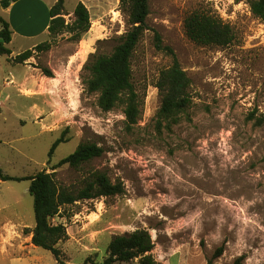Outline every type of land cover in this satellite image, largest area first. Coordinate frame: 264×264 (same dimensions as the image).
<instances>
[{"label":"rangeland","instance_id":"obj_1","mask_svg":"<svg viewBox=\"0 0 264 264\" xmlns=\"http://www.w3.org/2000/svg\"><path fill=\"white\" fill-rule=\"evenodd\" d=\"M84 1L92 23L81 40L69 32L15 33L7 44L13 53L0 54L3 171L29 176L50 170V148L66 131L69 140L57 146L53 163L84 142L98 143L104 152L79 168L66 164L57 169L61 183L79 187L92 172L101 171L124 185L122 194L79 200L53 219L64 222L71 234L59 243L64 264L102 262L115 234L152 226L162 229L161 243L169 241V230L176 244H200L212 264H231L240 255L242 264H264V21L248 0H150L151 29L132 57L143 112L139 123L128 128L123 108L102 110L98 95L83 80L90 53L99 45L110 52L129 27L127 17L121 0ZM77 2L65 0L66 9ZM195 10L230 23L233 41L216 46L190 39L184 21ZM4 11L0 14L7 20ZM32 11L19 18L36 14ZM65 17L71 21L72 16ZM153 29L191 78L190 119L184 116L170 130L156 121L161 104L156 81L172 56L155 47ZM43 41H50V49L34 46L32 57L17 61L18 53ZM29 185V179H0V264H62L50 250L32 247L31 235L24 232L35 224ZM140 216H150L143 220L146 225ZM180 219L181 227L175 225ZM11 242L20 244L19 249L11 256L2 253V246ZM221 246L222 254L215 256ZM88 257L91 262L85 263Z\"/></svg>","mask_w":264,"mask_h":264},{"label":"trees","instance_id":"obj_2","mask_svg":"<svg viewBox=\"0 0 264 264\" xmlns=\"http://www.w3.org/2000/svg\"><path fill=\"white\" fill-rule=\"evenodd\" d=\"M16 0H0V7H8ZM251 11L264 21V0H248ZM121 9L127 17L128 29L117 37V43L110 52H105L99 45L91 52L83 66L86 72L83 80L86 89L98 95V105L104 111H111L122 107L128 128L137 125L142 117L143 96L133 82L132 57L143 38L146 30L151 29L148 24L150 14V0H121ZM72 16L71 21L66 15ZM51 21L48 33L57 36L63 32L71 33L77 40L91 28V14L87 5L80 1L73 12L65 7V0H56L50 9ZM186 34L193 41L203 45L226 46L234 37V30L230 23L221 17L207 11L195 10L189 13L184 21ZM154 30V45L158 50H164L172 56L170 66L162 69L156 81V87L161 96V104L156 112L158 126L172 129L174 124L184 116L188 119V109L192 104L190 92L191 78L170 45L163 42L162 35ZM12 38L9 22L0 14V54L10 55L12 50L8 43ZM37 50H48L50 41H43L36 46ZM34 48L26 49L16 55L18 62H24L33 56ZM43 73L53 76L52 70L43 68ZM264 122V114L260 123ZM66 131L52 144L47 163L48 170L43 168L29 176H14L7 174L0 167L2 180L29 179V191L34 198L35 224L25 227L24 232L32 235L34 245L50 250L59 263L64 264L62 249L59 243L69 237L64 222H54L56 216L61 215L64 206L74 204L79 200L93 199L100 196L122 194L124 185L112 182L105 172L94 171L84 181L82 186L69 187L57 179V169L69 164L79 168L83 163L100 156L104 148L95 142L80 143L70 154L53 163L52 156L57 146L67 141ZM155 242L148 228L138 227L131 232L115 234L107 246V255L102 262L93 264H116L117 262H132L136 264H159L152 254ZM223 246L215 251L220 256ZM243 255L234 259L231 264H242ZM91 262L88 257L85 263ZM212 264V260H208Z\"/></svg>","mask_w":264,"mask_h":264},{"label":"crops","instance_id":"obj_3","mask_svg":"<svg viewBox=\"0 0 264 264\" xmlns=\"http://www.w3.org/2000/svg\"><path fill=\"white\" fill-rule=\"evenodd\" d=\"M77 1L78 2L83 1L85 3L84 0H77ZM55 2L56 0H51V1L16 0L13 1L6 8L0 7V13H2L3 10H5L4 12L8 13L9 15L7 21L9 22L12 30V38H13V34L15 33L22 35L23 37H35L40 34L48 33V27L51 21L50 9ZM78 2L76 3V5L78 4ZM28 4H32V7H30ZM75 7L72 10H68V11L73 12ZM26 10H30L31 12H33L32 10H34L36 14L30 15L29 17L27 15L26 19L21 20L19 18L20 14L21 13L24 14ZM37 44L35 43L30 48H33ZM7 83L11 85L10 82ZM149 217L150 216L141 217L140 218L141 223L146 225V222L143 220L148 219ZM181 223H182V219L176 222L175 225H179V227H181L182 225ZM148 229L152 235V239L155 242V246L152 250V254L159 264H208V257L206 256L205 249L200 244H188L187 242L176 244L175 242L170 241V238L173 239V235L170 234L169 230H168L169 241L164 244L159 241L160 233L162 229L156 228L154 226ZM69 235L71 234L69 233ZM21 245L23 246V244ZM34 246L36 245L33 244L32 247ZM6 247L7 248L5 249L2 246L1 249L2 253H4L3 251H5L8 255L11 256L12 255L11 252L17 251L20 247V244H14V242H11V244L7 245ZM134 263H136V261Z\"/></svg>","mask_w":264,"mask_h":264}]
</instances>
